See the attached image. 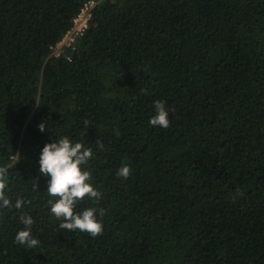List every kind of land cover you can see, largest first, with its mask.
I'll return each instance as SVG.
<instances>
[{"label": "trees", "instance_id": "1", "mask_svg": "<svg viewBox=\"0 0 264 264\" xmlns=\"http://www.w3.org/2000/svg\"><path fill=\"white\" fill-rule=\"evenodd\" d=\"M85 1L0 0V264H264V0H100L51 57ZM65 136L93 153L96 237L51 213L39 157Z\"/></svg>", "mask_w": 264, "mask_h": 264}, {"label": "clouds", "instance_id": "2", "mask_svg": "<svg viewBox=\"0 0 264 264\" xmlns=\"http://www.w3.org/2000/svg\"><path fill=\"white\" fill-rule=\"evenodd\" d=\"M38 105V104H37ZM156 114L149 120L151 126L162 128L170 127L168 110L164 102H154ZM40 131H45V124L39 125ZM103 147L102 144L99 145ZM93 153L90 148H85L81 143L73 144L68 137L60 138L58 141L46 143L39 157V172L48 179L47 192L50 196L56 197L51 203V213L60 220L59 228L68 231L80 230L92 237L101 235L103 223L97 219L96 209L87 208L82 212L76 211L77 204L85 197L99 199L101 193L93 187L91 172L84 169V165L92 158ZM6 174L5 168H0V207H9L11 202L5 195L6 184L4 182ZM131 174V167L122 165L117 172L119 177L127 179ZM38 188V181L33 185ZM23 202L17 199L15 207H22ZM100 215H104V210L100 209ZM20 220L26 228L17 232L16 242L25 245L27 248H35L39 241L33 238L31 226L33 219L30 216L21 215Z\"/></svg>", "mask_w": 264, "mask_h": 264}, {"label": "built area", "instance_id": "3", "mask_svg": "<svg viewBox=\"0 0 264 264\" xmlns=\"http://www.w3.org/2000/svg\"><path fill=\"white\" fill-rule=\"evenodd\" d=\"M99 2L100 0H86L82 4L62 38L51 46V57L61 58L65 55L68 56L69 51L76 47L78 40L90 27L94 10Z\"/></svg>", "mask_w": 264, "mask_h": 264}]
</instances>
